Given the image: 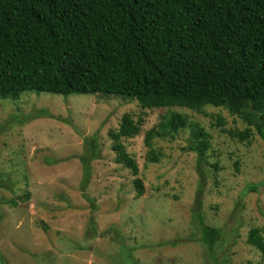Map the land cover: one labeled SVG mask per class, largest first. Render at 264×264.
I'll list each match as a JSON object with an SVG mask.
<instances>
[{"label":"rangeland","instance_id":"1","mask_svg":"<svg viewBox=\"0 0 264 264\" xmlns=\"http://www.w3.org/2000/svg\"><path fill=\"white\" fill-rule=\"evenodd\" d=\"M173 112L187 127L146 147V133ZM124 115L141 118L138 134L120 139L137 176L115 163L108 136ZM195 124L210 135L202 162L185 149ZM247 127L211 106L147 110L113 96L31 92L0 100V264H264L247 243L253 228L264 239V141L252 127L243 142L228 134ZM197 214L220 231L213 251Z\"/></svg>","mask_w":264,"mask_h":264},{"label":"trees","instance_id":"2","mask_svg":"<svg viewBox=\"0 0 264 264\" xmlns=\"http://www.w3.org/2000/svg\"><path fill=\"white\" fill-rule=\"evenodd\" d=\"M25 92L113 96L147 110L223 108L248 126L229 132L232 138L247 140L252 127L264 141V0H0V100ZM139 124L124 115L108 133L115 163L133 176L137 164L120 139L137 135ZM185 127L183 115L167 114L144 143ZM190 136L185 149L205 161L210 135L195 124ZM88 144L96 158V137ZM148 155L157 161L153 150ZM133 184L140 198L142 182ZM196 218L202 244L213 251L219 229ZM247 243L264 259L259 228L249 230Z\"/></svg>","mask_w":264,"mask_h":264}]
</instances>
